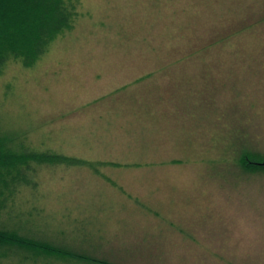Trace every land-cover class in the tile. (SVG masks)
Returning <instances> with one entry per match:
<instances>
[{
    "label": "rangeland",
    "instance_id": "1",
    "mask_svg": "<svg viewBox=\"0 0 264 264\" xmlns=\"http://www.w3.org/2000/svg\"><path fill=\"white\" fill-rule=\"evenodd\" d=\"M77 1L0 72L13 146L76 162L40 167L0 227L106 264H264V169L241 162L264 160V0Z\"/></svg>",
    "mask_w": 264,
    "mask_h": 264
},
{
    "label": "trees",
    "instance_id": "2",
    "mask_svg": "<svg viewBox=\"0 0 264 264\" xmlns=\"http://www.w3.org/2000/svg\"><path fill=\"white\" fill-rule=\"evenodd\" d=\"M77 15V0H0V72L10 60L19 58L26 66L33 65L58 36L73 28ZM260 158L245 152L241 162L249 169H264ZM75 162L58 154L15 147L13 138L0 128V220L4 216L3 221L18 218L19 223L23 222L20 205L13 200L27 186L31 192L34 190L33 177L40 167ZM14 229L6 224L0 227V264H33L31 259L41 260L42 264L53 259L106 264Z\"/></svg>",
    "mask_w": 264,
    "mask_h": 264
}]
</instances>
